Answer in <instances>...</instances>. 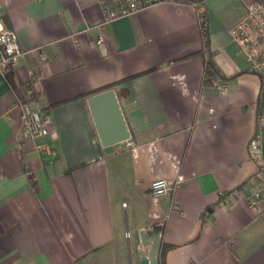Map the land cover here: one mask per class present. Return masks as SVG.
<instances>
[{
	"label": "crops",
	"instance_id": "crops-1",
	"mask_svg": "<svg viewBox=\"0 0 264 264\" xmlns=\"http://www.w3.org/2000/svg\"><path fill=\"white\" fill-rule=\"evenodd\" d=\"M248 1L204 0L206 44L192 0L105 24L100 0H0L22 49L0 72V264H161L164 244L165 264H264V131L256 184L249 149L262 80L230 33ZM110 84L130 137L107 153L88 98ZM25 99L48 116L53 156L21 135Z\"/></svg>",
	"mask_w": 264,
	"mask_h": 264
},
{
	"label": "built area",
	"instance_id": "built-area-1",
	"mask_svg": "<svg viewBox=\"0 0 264 264\" xmlns=\"http://www.w3.org/2000/svg\"><path fill=\"white\" fill-rule=\"evenodd\" d=\"M162 0H100L104 9V24L113 19L137 13L150 5ZM200 12V22L203 29H206V19L203 15L204 0L194 2ZM230 33L237 41L241 50L250 63V69L258 73L262 80L261 104L259 106L257 127L249 142L251 157L258 162V171L251 177V181H256L263 177L261 147L262 135L264 131V0L246 2L245 15L235 22ZM99 45L104 44L103 35L97 40ZM22 49L20 47L15 29L8 26H0V72L5 73L15 67ZM216 85H221L219 76L212 78ZM21 107V135L25 139L34 141L36 148L49 156L55 154V145L51 141L52 133L48 127V116L42 106L32 99H25L20 102ZM184 179L183 175H178L175 179L156 178L151 182V188L155 196H162L171 192ZM264 179V178H263ZM261 181L264 184V181ZM260 187L248 195L252 204L260 199ZM243 194L242 189H235L228 192V196L234 197L235 194ZM36 264V263H33Z\"/></svg>",
	"mask_w": 264,
	"mask_h": 264
},
{
	"label": "water",
	"instance_id": "water-1",
	"mask_svg": "<svg viewBox=\"0 0 264 264\" xmlns=\"http://www.w3.org/2000/svg\"><path fill=\"white\" fill-rule=\"evenodd\" d=\"M104 151H113L114 145L127 140L130 130L118 96L113 87L98 91L88 98Z\"/></svg>",
	"mask_w": 264,
	"mask_h": 264
},
{
	"label": "trees",
	"instance_id": "trees-1",
	"mask_svg": "<svg viewBox=\"0 0 264 264\" xmlns=\"http://www.w3.org/2000/svg\"><path fill=\"white\" fill-rule=\"evenodd\" d=\"M192 1H200V0H192ZM205 19H206V25H207V17H206V13H205V10H204V13H203ZM203 29V28H202ZM203 34H204V37H205V43L208 44V37H207V26H206V29H203ZM204 72L206 75H208V77L212 78V76L214 75H217L219 74L218 72V69L215 65V63L209 58L205 61V68H204ZM112 85H106L105 87H102L101 89H99L98 91H101V90H104L106 88H109L111 87ZM97 92V91H96ZM32 178V176H31ZM34 184H36V181H34ZM242 186L236 188V189H241ZM235 190V189H234ZM233 191V190H232ZM231 192V191H230ZM169 246L164 244L162 246V249H161V264H165V261H164V256H165V253H166V250Z\"/></svg>",
	"mask_w": 264,
	"mask_h": 264
}]
</instances>
